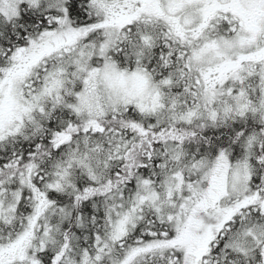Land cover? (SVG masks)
Masks as SVG:
<instances>
[{"label":"snow or ice","instance_id":"6c2138e0","mask_svg":"<svg viewBox=\"0 0 264 264\" xmlns=\"http://www.w3.org/2000/svg\"><path fill=\"white\" fill-rule=\"evenodd\" d=\"M0 264H264V0H0Z\"/></svg>","mask_w":264,"mask_h":264}]
</instances>
